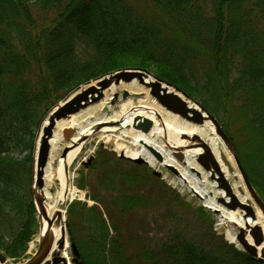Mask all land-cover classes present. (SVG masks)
Listing matches in <instances>:
<instances>
[{"label": "trees", "instance_id": "trees-1", "mask_svg": "<svg viewBox=\"0 0 264 264\" xmlns=\"http://www.w3.org/2000/svg\"><path fill=\"white\" fill-rule=\"evenodd\" d=\"M125 69L150 72L220 117L264 202V0H0V250L12 262L38 230L32 169L43 119L81 86ZM102 160L91 166L94 205L67 208L82 264H264L150 170ZM161 204L167 233L150 245L136 214ZM182 209L203 227L193 231Z\"/></svg>", "mask_w": 264, "mask_h": 264}, {"label": "bare ground", "instance_id": "bare-ground-1", "mask_svg": "<svg viewBox=\"0 0 264 264\" xmlns=\"http://www.w3.org/2000/svg\"><path fill=\"white\" fill-rule=\"evenodd\" d=\"M155 82L156 81L152 77H145L141 80L137 79L130 82L120 81L118 83H112L110 87L102 89L100 81H96L92 85L94 92L90 93L88 102L86 103L88 105L89 100L95 98L99 92L103 94V99L97 104H93L80 110L76 114L54 123V133L52 138L48 141L50 154L48 162L43 169V188L38 192L41 197L39 207H41L46 216V218L39 216L40 225L42 227L41 232H48L50 235L54 236L56 244L53 247V253L58 251V241L64 239V236L66 238L64 211L66 205L75 198L83 196V193L71 187V175L69 173L70 168L78 159L83 149V138L89 137L98 129H101L99 135L102 140L106 139L105 143L108 144L110 139L105 137L115 133L117 131L115 129V124L122 122V128L126 130L120 135L119 133L116 134L117 137L115 138L117 142L124 143L128 140L132 141L128 144L134 148L128 150L126 156L133 160H146L151 166H154V159L151 155L148 154L147 156V153L145 154L144 152L148 149L165 157V165H171L175 169L179 168V166L176 165L171 155L175 152L180 155L182 154L185 157L183 165L186 166V170L200 172V168L195 164V160L207 148L218 162L221 173L225 174V178L231 182L232 191L237 201L236 204L238 205L237 209L231 208L229 210H226L225 207L216 206L215 204L210 205V207L215 212H221L223 222L229 227H234L237 231H244V234L247 235L245 242L254 246L257 254L261 255L264 251V219L261 217L260 213L256 211L257 219L254 222L250 217H247V212L241 208V206L248 204L251 199L244 189L242 178L235 168L232 157L226 151V148L216 134L214 126L208 120H203L202 125L197 124L193 121L190 114H187L185 118H181L180 116L171 115L165 108V110L161 108L160 105L148 95V89L151 88L152 84ZM120 90L127 92L129 98L126 100L118 98L117 103H121H119V106L116 107V112H114L115 110L110 107L112 102L109 96ZM163 90L167 92L173 91L165 85L161 86V91ZM133 97H139L138 101L135 102ZM181 98L184 99L183 97ZM184 100L187 101L190 110L199 111L195 104L187 99ZM109 109H112L113 114L111 116H106ZM204 117L206 116L204 115ZM160 118H162V127L158 126ZM142 121H149L151 123L152 129H150L149 133H145L141 128H138ZM94 129L95 131L93 132ZM66 130L76 131V134L72 140H70L69 146L66 148L69 150L58 160L57 167H54L57 148L61 146V134ZM137 148H140V151L139 149L137 150ZM143 148L145 150L141 151ZM221 156L224 158L226 165L223 164ZM228 168H230L232 172L227 173ZM187 174L188 177L183 174L185 179H181V182L183 184H186V182L192 184L193 181L191 180L194 179V176L188 172ZM213 175L214 173H212V176ZM216 175L219 176L218 173H216ZM208 178V175L203 174V183L208 182ZM55 182H58L59 188L58 191L53 192L52 189ZM212 189L216 190L214 184L212 185ZM219 196L222 197V194H219ZM224 198L226 201L231 199V204H233L234 199L229 193H227ZM231 206L227 205V207ZM50 223H52V226H50ZM255 227L261 228L263 236V242L259 246H255L250 237ZM228 240L230 243L237 245V241L231 233L228 236ZM68 249L67 240H65V245L61 254L65 264H70Z\"/></svg>", "mask_w": 264, "mask_h": 264}, {"label": "rangeland", "instance_id": "rangeland-1", "mask_svg": "<svg viewBox=\"0 0 264 264\" xmlns=\"http://www.w3.org/2000/svg\"><path fill=\"white\" fill-rule=\"evenodd\" d=\"M110 79H111V76H106L104 79H102V82L104 80L109 81ZM135 80H137V79H135ZM94 82H96V81H92L89 84L82 86L77 91H75L74 92L75 98L79 95H82L84 92H87L90 88H93L92 85L94 84ZM148 91H149V94H148L149 97L151 99H153L158 105H160L161 108H163V109L165 108L167 110V112H169L171 115H176V116H180L181 118H185L184 116H182L181 113H177L175 111H170L166 107L161 105L158 102L157 98L152 94V91H153L152 88H149ZM74 93H72V94H74ZM109 98H110V101L112 102L110 107L115 110L114 112H116V107L119 106V103H121V102L117 103V99L121 98V99L126 100L129 98V95L127 92L120 90V91H117V93L111 94L109 96ZM133 98L135 99V102H137L139 97H133ZM93 99H95V100L93 101ZM93 99L89 100V104L87 106H85L84 105L85 103L83 102L82 103L84 105L83 109H85V108H87L93 104H97L101 99H103V94L99 93ZM112 109H109L107 111L106 116H111L113 114ZM188 114L191 115V118L194 117L193 114H191V113H188ZM161 119L162 118H160L159 124H158V126H160V127H162V124H163ZM217 121L221 122L220 117H218ZM43 122L41 123V127L39 128V130L37 132V139H36V144H35V153L37 151L38 144L41 143V141H40L41 136L43 137V133L41 131V129H43ZM140 125H144V121H142ZM201 125H202V123H201ZM122 126H123L122 122L115 124V129L117 131L115 133L109 135L108 137H105V138L110 139L108 144L105 143L106 139L102 140V138L99 135V132L101 131V129H98L91 136L83 138V149L81 150V153H80L78 159L74 162V164L72 165V167L70 168V171H69V173L71 175V182H70L71 187H74L78 191L83 193V196L80 198L79 197L75 198L74 200L69 202L67 206H69L75 202L86 203L88 207H90L94 204L93 201L88 200V197L93 194L92 188L95 187V185L93 183L94 177H95V171L93 170L94 168L91 167L92 163L98 161L99 159H100V161H103L102 159H104L105 161H108L111 163H113L114 161L121 162V168L126 170V171H128L134 167L138 168V169L134 168V170L137 173H139L141 171L146 172V170H150L151 171V173H149V174H151L150 177L158 179L161 181V183L164 182L165 184L170 186L175 192H177L185 200V202L189 203L194 209H201V208L204 209L205 213L208 212L210 214L212 220H213L214 224H213L212 231L215 232L216 235L222 236L223 239L228 244H232L228 240V236L231 233L232 235H234L235 240L237 241V245L236 244L235 245L241 250L242 247L239 243V238L242 237L243 240H245L247 235L244 234V231L243 232H242V230L237 231V230H235L234 227H229L227 224H225L223 222V219L221 218V212H219V211L215 212L210 207V205L215 204L216 206H219V207H223V208L225 207L226 210L233 208V206H231L232 200L227 198L228 200L226 201V199L224 198V196H226L227 192L225 189H223L221 187L222 184L220 182V179H223V181H225L228 188L230 189L229 191H230L231 195L234 196L233 191H232V184H231V182H229L225 178V176H224L225 174L221 173V168H220L218 162H217V170H219V173L222 176L221 178H220V176L216 175V168H214L211 165V162L207 158H202L203 156L206 155V153H204V152L202 153L201 156L197 157L195 160V164L200 168V172H195L194 170L193 171L192 170L187 171L186 166L183 165V163L185 161L184 155H182V154L180 155L176 152L171 155V157L174 160V162L176 163V165L179 166V168H176V169L173 168L171 165H169V166L165 165L166 164V161L164 160L165 157L160 156V154H158V153L154 154V152L152 150H149V149L145 150L144 148L141 151L145 150L144 152H145V154L147 153V156L149 154L153 157L154 166H151L146 160H144V161L143 160L130 161L129 158L126 156V154H127L128 150L134 149L128 144V143H131L132 141L128 140V141H125L124 143L123 142H117V140L115 138V137H117L116 134L119 133V135H120L124 132V130H126V129L122 128ZM150 129H152V127ZM150 129H149V131H150ZM94 131H95V129L93 130V132ZM149 131H147V133H149ZM51 133L53 136L54 128L51 130ZM75 134H76V131L72 132L68 137H66L65 132H62V134H61V146L59 148H57V154H56V158H55L54 167H57L58 160L64 156L66 151L69 150L66 148H67V146H69L70 140H72V138L75 136ZM105 136H107V135H105ZM126 147H129V148H126ZM138 149L140 151V148H137V150ZM99 150L106 153L104 155L105 158L101 159V154H99ZM35 157H36V155H35ZM250 157H251V154L249 155V160H250ZM90 158H93L92 162L88 166V168L86 167L87 168L86 169L84 167V164ZM172 159H170V160H172ZM221 160H222V157H221ZM204 162L207 163L208 168H205ZM222 162L225 165L223 160H222ZM250 162H251V160H250ZM235 168L237 169L236 166H235ZM34 170H35V163L33 164V169H32V172H33L32 173V186L33 187H34V184L36 185V174H35ZM181 170L183 173L181 172ZM187 172L194 176V179L191 178L192 179L191 181H193L192 184H189L188 182H186V184H183L181 182L182 181L181 179H183V180L185 179L183 174L187 175V177H188ZM228 172L230 173V172H232V170L230 168H228L227 173ZM212 173H214L213 176H212ZM203 174H206L209 177L207 179L208 182H206V183H203ZM85 179L87 182L86 185L83 184ZM213 184L216 186V190L212 189ZM83 185H85L84 188H83ZM243 186H244V183H243ZM58 188H59L58 182H55L54 187L52 189L53 192L58 191ZM244 189L247 192V194L250 196V194L248 193L245 186H244ZM219 194H222V197H220ZM250 199H251V201L245 205V206L249 207L251 210L250 213L247 212V217H250V219L255 222L257 219L255 212L258 211L259 209L255 205L251 196H250ZM227 205H230L231 207H227ZM64 211H65V220L67 221V209L65 208ZM178 215L183 216L182 217L183 222L186 225H189L193 231L199 230L200 228L203 227L201 221H199L197 218L196 212H194V211L191 212V211H188L186 209H182L181 211H178ZM260 215L264 219V216L261 213H260ZM164 216H165V211H164V205L163 204H161V206H159V208H156V209L154 207H151L146 211L140 210V212H138V214H136L137 226L135 227V231H137L138 234L143 233V235L147 236L148 238H145V240H146V242L149 241L150 245L158 244L166 236V233H167V231L165 230L166 229V223L164 221ZM36 221H37V225L39 226L40 217L38 216V214L36 217ZM206 227H207V225L204 226V228H206ZM256 228H258L261 231V228L255 227V229ZM254 231L251 232V234H250V237L253 240V242H254V235L253 234L255 233ZM109 235H110V237H112L114 235V233L110 230ZM4 241L8 242L9 237L6 236L4 238ZM37 248H38V233H36V235L31 239V241L29 242V244L26 248V251L21 255L19 260H17L16 262H12V259L8 258L7 262H5L4 264H24L27 261V259L31 258L34 255ZM61 254H62V252H61ZM0 255L5 256V254L1 250H0ZM68 255H69L70 264H73L72 263V253H71L70 248L68 249ZM60 264H64V263H60Z\"/></svg>", "mask_w": 264, "mask_h": 264}, {"label": "water", "instance_id": "water-1", "mask_svg": "<svg viewBox=\"0 0 264 264\" xmlns=\"http://www.w3.org/2000/svg\"><path fill=\"white\" fill-rule=\"evenodd\" d=\"M145 77H152L156 82L152 84V94L157 98L158 102L166 107L170 111H175L177 113H181L182 116L186 117L188 113L193 114V121L195 123L201 124L203 120H208L210 123L214 126L216 134L218 137L221 139L223 142L226 150L229 152L230 156L232 157L235 166L237 167L242 181L244 183V186L246 187L248 193L252 197L255 205L259 209L258 211L264 216V202L260 198V196L255 192L253 187L251 186L248 177L238 159L236 149L231 142V140L227 137V135L223 132L222 128L218 124V122L213 118L209 113L205 111L199 104L194 102L193 100L189 99L187 95H185L182 91H180L178 88L172 86L171 84L165 83L157 78H155L152 74H150L147 71L143 70H125L122 72H117L114 75H111V79L104 80L103 82H100L102 84V89L108 88L112 83H118L120 80H123L124 82H130L134 79H143ZM165 85L168 88H171L173 92H167L165 90L161 91V86ZM94 89L90 88L87 92H84L82 95H79L75 98L73 96L72 98H68L67 100L63 101L62 104H59L52 110L50 113L49 118L45 122L43 127V137L41 138V143L39 144V149L37 152V157H36V170H37V176H36V185L34 184L33 187V199H34V204L36 208V212L40 215V217H45L44 211L41 209L40 203H41V197L39 195L40 189H42L43 183H42V175H43V169L45 168L48 157H49V143L48 141L52 137L51 130L54 127V123L56 121H60L61 119L67 118L70 115L76 114L79 112L81 109H83L84 105L87 106L88 98L90 93H93ZM100 93V92H99ZM187 99L188 101L192 102L197 106L199 111H192L188 108V103L182 99ZM95 99H93L94 101ZM85 103L84 105L82 103ZM96 102V101H95ZM204 115L206 117H204ZM151 123L149 121H144V125H139L138 128H141L143 132L149 131L151 128ZM72 133V130H67L65 132L66 137H68ZM204 153H206L205 156L202 158H207L210 162L211 165L216 168V173L219 174L220 178L222 177L221 174L219 173V170H217V161L214 159L213 155L209 152V150L206 148L204 150ZM155 154V153H154ZM222 157V156H221ZM222 160L224 161L225 165L226 162L224 158L222 157ZM92 161V158H90L87 163L84 164L85 167L90 165ZM205 168H208V165L206 162H204ZM220 182L222 184V188L226 190L227 193H230V189L228 188L227 184L223 179H220ZM231 197L234 199L233 200V208L235 209L238 207L236 204V199L233 195ZM240 207V206H239ZM242 209H244L246 212L250 213L251 210L249 207L243 205L241 206ZM50 226H52V223H50ZM39 230H40V235H39V242H38V249L36 250L35 254L28 259L24 264H60L64 263V259L60 257V251L63 249L65 245V236L64 239L61 241H58L57 243V248L58 251L56 253H53V247L56 244L55 238L53 235H50L48 232H41L42 227L39 225ZM254 235V245L259 246L263 242V236L261 231L256 228ZM239 243L242 247V250L247 253L252 259H255L257 261H260L264 263V251L261 253V255L257 254V251L254 246L249 245L248 243L243 240L242 237L239 238ZM71 250L73 254V263L74 264H82L79 259L80 255L75 247L74 244L71 245ZM7 262L5 257L0 255V263L4 264ZM65 264V263H64Z\"/></svg>", "mask_w": 264, "mask_h": 264}]
</instances>
